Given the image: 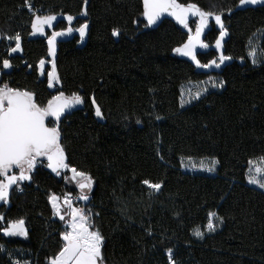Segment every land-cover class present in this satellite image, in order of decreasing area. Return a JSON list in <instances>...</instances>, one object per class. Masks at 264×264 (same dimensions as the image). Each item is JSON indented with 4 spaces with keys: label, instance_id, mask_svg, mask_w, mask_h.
I'll use <instances>...</instances> for the list:
<instances>
[{
    "label": "trees",
    "instance_id": "1",
    "mask_svg": "<svg viewBox=\"0 0 264 264\" xmlns=\"http://www.w3.org/2000/svg\"><path fill=\"white\" fill-rule=\"evenodd\" d=\"M177 2L222 15L221 49L231 57L213 73L223 87L187 107H181L182 86L209 74L174 51L187 42L188 30L173 20L151 29L143 0H0V86L34 93L41 107L60 92L82 97L81 107L58 123L60 143L69 167L93 180L83 205L92 229L104 237L103 264H264V191L247 183L249 161L264 157V3ZM36 14L72 15L74 29L88 25L86 39L58 44L59 82L52 88L47 77L52 33L31 38ZM68 27L61 22L56 30ZM17 33L21 50L12 53L15 41L6 37ZM219 38L216 27L204 35L210 46ZM255 38L258 64L249 58ZM216 58L215 50L197 55L201 64ZM5 59L10 70L3 67ZM96 105L102 117L95 115ZM185 158L215 159L216 175L183 172ZM145 180L160 183V190L152 192ZM53 195L78 192L45 165L11 188L9 203L0 204V264H50L59 253L65 226L54 219ZM210 212L221 228L197 239L194 232L207 225ZM19 219L26 238L4 235Z\"/></svg>",
    "mask_w": 264,
    "mask_h": 264
},
{
    "label": "snow or ice",
    "instance_id": "2",
    "mask_svg": "<svg viewBox=\"0 0 264 264\" xmlns=\"http://www.w3.org/2000/svg\"><path fill=\"white\" fill-rule=\"evenodd\" d=\"M264 0H239L241 6L255 5ZM87 0H85V4ZM144 16L147 18L149 24H155L162 14L168 13L173 16L176 21L188 28L189 14L199 17V25L195 35H189L188 40L181 47L174 49L176 53L183 56L190 57L198 67H219L221 63L231 59V57L220 55L219 63L213 60L208 64H201L197 59L196 47L207 48L208 45L201 42L200 37L202 30L208 26V19L214 16L215 22L220 26V38L216 41V48H221V40L226 35L224 29L222 15L214 14L211 11L202 10L195 3H189L186 6L177 2V0H143ZM29 10L32 11L30 5ZM83 14L87 15L86 9ZM57 19L55 15L40 16L36 14L31 24L33 32L43 34L44 26L52 27L53 22ZM72 15H67L66 20L69 24L73 21ZM88 28L87 23L82 24L78 29L80 37L83 38ZM73 29L68 27L64 31H54L48 38L49 55L55 56V46L57 38L71 34ZM118 30H113V35H118ZM9 40L15 41V47L11 48V52L15 53L21 50V36L17 33L14 37H6ZM252 57L253 64L257 63L256 49L249 52ZM45 61H40V69L43 74ZM12 65L8 59L3 60V67L10 68ZM49 87H52L54 82H59V77L56 73L55 63H52V70L47 73ZM216 86L215 84L213 85ZM219 87H223V82ZM207 91V89H204ZM200 93L197 92L198 99ZM95 105V100L93 99ZM83 103L80 95L73 93L72 96L66 97L63 92L59 95L53 96L48 101L45 107L39 106L34 99V93L28 91H21L14 89L8 85L0 86V201L7 202L9 196V189L16 185L18 181H25L31 179V173L34 171L39 158L47 159V167L52 172L60 175L61 169H69L66 162V155L64 148L60 143L61 133L57 126L49 127L46 120L49 117L54 118L56 122L60 120L61 115L65 110ZM95 115L102 117L101 109L98 105L95 107ZM218 161H213L208 171L214 170V165ZM249 175L248 183L264 188V157L258 158L257 161H249ZM19 170L18 175H9L13 170ZM254 169V174L253 173ZM70 171L73 173L72 179L76 181L81 190L80 199L87 201L89 199L88 191L92 189L93 180L91 176L83 171H77L72 167ZM144 183L150 188L158 191L161 188L160 183H150L145 180ZM58 197L51 196L53 208L60 219L64 216L60 214V209L57 207ZM65 203L71 209V222L67 226V230L62 234L63 246L58 254L50 260V264H103L102 247L104 237L99 230H92V225L89 223V217L84 209L72 208L71 201L65 198ZM216 214L209 213V221L207 229L214 231L215 226L212 223V217ZM4 217L0 215V220ZM4 235L7 236H26L27 231L23 219H19L10 223L7 228L3 230ZM197 237L203 236L199 230L194 232ZM171 250H169V253ZM174 264V262H173Z\"/></svg>",
    "mask_w": 264,
    "mask_h": 264
},
{
    "label": "rangeland",
    "instance_id": "3",
    "mask_svg": "<svg viewBox=\"0 0 264 264\" xmlns=\"http://www.w3.org/2000/svg\"><path fill=\"white\" fill-rule=\"evenodd\" d=\"M261 3H264V2H261ZM260 3V4H261ZM31 7V6H30ZM32 11L29 10V5L27 6V10L30 12V13H34V10L33 8L31 7ZM193 24V28L191 27V24L189 23L188 24V28H185L186 30H188V32L190 33V35H195L196 33V30H197V27L199 25V17L197 16L194 21L192 22ZM211 27H216L218 29H220V26L216 24L215 22V19H214V16H210L209 19H208V26L206 28H204L202 30V33H201V37H200V40L201 42H203L204 44H207L205 41H204V35L205 33L207 32L208 29H210ZM221 30V29H220ZM208 45V44H207ZM198 46V45H197ZM252 49H256V59H257V63L260 61V48H259V44H258V39L255 38L251 43H250V48H249V52L252 50ZM209 50H215L217 52V58L215 59V61H217V63H219V58H220V55L223 54V51L221 48H216V44L215 45H208L207 48H200L198 47V49L196 50V55H198V52H208ZM176 53V52H175ZM176 55H180L179 53H176ZM249 58L251 59L252 61V57L249 56ZM192 60V59H191ZM230 61L229 60H226L224 61L223 63L220 64L219 67H215V66H212V67H208V68H203V67H198L196 65V63L192 60V62L195 64V66L197 67L198 70L200 71H203V72H207L209 75L208 77L202 81V82H199V83H193V82H190V83H187V84H184L181 88V107L184 108V107H187L189 106L190 104L198 101L200 98H202L205 94H207L209 91L211 90H220L222 87H219L220 83L222 82L220 78H218L217 76H215V74H213L214 72H219L222 67L227 64L228 62ZM45 68H46V64L44 65V71H45ZM43 71V72H44ZM216 85L215 87L213 85ZM204 89H207V91H204ZM197 92L200 93V96L199 98L197 99L196 98V94ZM258 159H255L253 161H257ZM213 161H216L215 159H191V158H185V159H182L181 160V169L183 172H186V173H191V174H205V175H216L217 173V163L214 165V170L213 171H208L207 169L209 168V166H211L212 162ZM47 159L44 158V157H41L39 158V160L37 161V165H45L47 167ZM251 166L249 165V168ZM48 168V167H47ZM249 168H248V172H247V183H248V175L250 174L249 173ZM51 172L52 170L50 168H48ZM70 167L69 169H61L60 170V175H57L56 173L52 172L53 174L57 175V176H65V179L67 180V182L70 184L71 187H73L75 190H77L78 192V197H80L81 195V190L79 189L77 183L75 180L72 179V176H73V173L70 171ZM18 175L19 174V170L17 169H13L9 175ZM254 174V169H253V173ZM3 178V177H1ZM262 179H264V177H261ZM26 181H30V180H25V181H18L16 185H13L12 187L14 186H17L19 185L20 183H23V182H26ZM146 185V184H145ZM248 185H250L251 187H254L260 191H264V188H260L259 186L257 185H253V184H250L248 183ZM152 192H158L152 188H150L148 185H146ZM11 187V188H12ZM11 188L9 189V193H10V190ZM94 189V183H93V186H92V189L90 191H88V196L90 198L91 196V192L93 191ZM70 195H66L65 197L63 198H59L58 197V200H57V207H59L60 209V214L64 216V219L61 220L60 219V215H57L54 208H53V205H52V202L50 201V204L53 208V212H54V219L56 220H60L64 223V226H65V230H67V226L68 224L71 222V216H70V211L71 209L68 207V205L65 203V198H69ZM80 199V198H79ZM80 201L82 203H80V206L81 208H77V209H84L86 214L88 215L89 217V212L84 208V205L85 203H87L89 201V199L87 201H84V200H81ZM2 203H9V196H8V200L7 202H4V201H0V204ZM75 206H72V208H74ZM212 219V223L214 224L215 226V230L214 231H209L207 229V225L205 227H201V228H198L196 229L199 230L200 232L203 233V236L202 238H204L206 235L208 234H211V233H215L217 231L220 230L221 228V222L220 220L214 216L211 218ZM89 223H90V217H89ZM10 225V224H9ZM8 225V226H9ZM7 226V227H8ZM26 228V227H25ZM93 230V229H92ZM7 236V235H6ZM27 236V235H26ZM26 236H7L9 238H18V239H25ZM195 237L197 239H202L201 237H197L195 235ZM168 256L170 258V260L172 259L173 257V252H168ZM14 259V258H13ZM14 263L15 264H25V263H22V262H19L18 260H14ZM171 264H173V261L171 260L170 261ZM27 264V263H26ZM175 264V263H174Z\"/></svg>",
    "mask_w": 264,
    "mask_h": 264
},
{
    "label": "water",
    "instance_id": "4",
    "mask_svg": "<svg viewBox=\"0 0 264 264\" xmlns=\"http://www.w3.org/2000/svg\"><path fill=\"white\" fill-rule=\"evenodd\" d=\"M260 3H261V2H258L257 4H260ZM257 4H255V5H257ZM55 16L57 17V19L53 22L52 27H48L47 25H45V26H44V32H43V34H41V33H39V32L34 33V32H33V29H32L31 38H32V39H36V38H40V37H45L46 34H47V32H51V33H53V32L57 29L58 25H59L61 22H66V23H68V21L66 20V16H59V15H55ZM196 17H197V16H192L191 13H190V14H189V19H188V24H189V23H192ZM144 20L146 21V23L149 25V27H150L151 29H155V28H157V27H158L163 21H165V20H173V21L177 22L176 19H175L173 16L168 15V13H164V14H162L161 17L157 20V22H156L155 24H149V23H148V20H147V18H146L145 16H144ZM177 23H178V22H177ZM68 24H69V23H68ZM73 24H74V19H73V21L71 22V24H69V27H71V28L73 29V32H72L71 34H67V35H64V36H61V37H58V38H57V42H56V46H55V56L53 57V56L49 55V59H50L51 61L55 62V60H56V58H57L58 44H60V43H62V42H66V41H68V40H71V39H73V38L76 37V36H78L79 38H81L79 32H78V31H75V29L73 28ZM178 24H179V23H178ZM179 25L182 26V27H184V26L181 25V24H179ZM63 31H64V30H63ZM87 32H88V28H87V30H86V34H85V36L83 37V39H86ZM48 47H49V44H48ZM198 47H199V45L196 47L195 51L198 49ZM199 53H200V52H198V54H199ZM178 56L181 57V58H185V59H187V60H191L190 57H186V56H183V55H181V54L178 55ZM7 69L10 70V68H7ZM40 70H41V69H40ZM56 73H57V72H56ZM52 87H53V86H52ZM52 87H50V88H52ZM81 105H82V104L75 105L74 107L65 110V112L61 115L59 121H61L62 118H63L64 116H66L67 114L71 113L73 110L80 108ZM51 118H52V117H51ZM52 119L54 120V118H52ZM54 121H55V120H54ZM59 121H58V122H59ZM46 124H47V120H46Z\"/></svg>",
    "mask_w": 264,
    "mask_h": 264
},
{
    "label": "built area",
    "instance_id": "5",
    "mask_svg": "<svg viewBox=\"0 0 264 264\" xmlns=\"http://www.w3.org/2000/svg\"><path fill=\"white\" fill-rule=\"evenodd\" d=\"M68 200L71 201V206H75L74 208H81L80 199L77 195H70Z\"/></svg>",
    "mask_w": 264,
    "mask_h": 264
},
{
    "label": "flooded vegetation",
    "instance_id": "6",
    "mask_svg": "<svg viewBox=\"0 0 264 264\" xmlns=\"http://www.w3.org/2000/svg\"><path fill=\"white\" fill-rule=\"evenodd\" d=\"M55 31H57V30H55ZM59 122H60V121H59ZM59 122L54 121L51 117H49V118L47 119V125H48L49 127L57 126V124H58Z\"/></svg>",
    "mask_w": 264,
    "mask_h": 264
}]
</instances>
